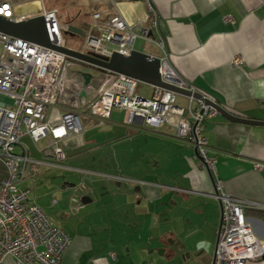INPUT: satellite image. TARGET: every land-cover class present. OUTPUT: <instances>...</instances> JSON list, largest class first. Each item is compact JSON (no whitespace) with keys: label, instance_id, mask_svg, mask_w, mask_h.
Masks as SVG:
<instances>
[{"label":"crops","instance_id":"0c3cea01","mask_svg":"<svg viewBox=\"0 0 264 264\" xmlns=\"http://www.w3.org/2000/svg\"><path fill=\"white\" fill-rule=\"evenodd\" d=\"M0 1L10 3L15 21L39 15L51 16L60 27L71 22L90 23L95 15L102 22L120 17L130 26L143 21L152 37L148 41L136 39L131 51L159 60L167 58L177 75L198 93L234 115L264 121V0ZM138 41L140 48L135 47ZM235 57L243 64L231 66ZM92 79L99 78L88 76V82ZM137 83V95L151 98L153 87ZM178 97L184 99L185 107H177L185 110L183 117L191 122L189 98L178 95L176 102ZM197 105L194 100L193 106ZM65 108L60 103L49 107L47 121L55 124ZM111 113L101 122L87 110L78 112L83 130L70 138L73 154L62 160L67 161L65 165L43 155L49 138L36 142H44L38 149L39 161L32 160L36 169L40 168L33 172L29 167V178L41 169L44 173L54 169L68 172V160L82 152L78 150L93 152L96 143L112 139L119 173L103 176L118 186L137 185L135 192L126 196L128 210H118L106 223L90 222L91 226L80 217L68 228V204L62 194L60 201L53 198L51 202L30 197L43 212L45 207L53 225L70 238L62 264H212L221 219L215 195L217 181L223 193L246 203L244 216L254 234L264 238V126L232 123L208 108L201 123L207 157L215 161L214 169L208 170L195 147L177 137L176 115L169 114L159 127L151 128L141 122L125 126L123 119L107 122ZM105 122L109 129L98 131ZM17 146L28 154L20 141ZM25 177L24 172L20 182H25ZM29 181L19 188L30 191ZM63 184L71 186L66 180ZM82 202L89 200L83 198ZM2 264L15 262L7 256ZM246 264H264V258Z\"/></svg>","mask_w":264,"mask_h":264},{"label":"built area","instance_id":"2783aa9c","mask_svg":"<svg viewBox=\"0 0 264 264\" xmlns=\"http://www.w3.org/2000/svg\"><path fill=\"white\" fill-rule=\"evenodd\" d=\"M42 16L50 44L65 47L61 43L60 27L51 16ZM0 17L15 21L9 2L0 1ZM228 20L233 23L232 18ZM67 27L84 39L82 53L106 58L114 52L128 55L136 39H151L143 21L130 26L120 17L102 22L100 16L95 15L90 23L75 25L71 22ZM230 64L238 67L243 61L235 57ZM71 69H89L99 79L85 83L84 76L78 72L68 79ZM159 75L163 83L198 92L177 75L167 58L160 59ZM153 89L151 98L141 97L136 93V81L129 77L0 32V95L8 100H0V164L6 173L0 180V264L7 256L12 257L15 264H62L61 257L70 238L29 198V190L18 187L27 164L34 172L37 163L28 158L26 150L15 153V148L25 136L35 143L49 138L42 149L45 157L62 161L71 156L73 151L68 142L83 130L78 115L80 110H87L92 118L101 122L108 119L113 110L119 111L125 126L141 122L151 128L159 127L169 114L176 115L179 118L177 137L193 145L204 165L209 170L214 169L215 161L207 157V142L201 125L209 107H203L200 101L194 107V99L188 97L190 122L183 117L185 110L175 105L177 94L163 88ZM57 103L66 108L52 124L47 121V110ZM201 108H204L202 114ZM215 192L221 219L212 264L261 261L264 238L254 234L244 216L246 203L223 193L220 181L215 182Z\"/></svg>","mask_w":264,"mask_h":264},{"label":"rangeland","instance_id":"374dc122","mask_svg":"<svg viewBox=\"0 0 264 264\" xmlns=\"http://www.w3.org/2000/svg\"><path fill=\"white\" fill-rule=\"evenodd\" d=\"M16 1L20 2V0ZM66 31V25L60 27L61 43L66 47H70L73 50L81 52L84 39L75 33V35H69L66 33ZM140 43L141 42L139 41L136 42L135 47L140 48ZM142 50L146 49L143 47ZM71 72L72 73H69L68 75V79H71L73 77V73L76 74L77 72L82 75L95 76V74L89 69L78 71L71 69ZM96 78L99 77L97 76ZM137 84L141 87H147L146 84ZM0 100L8 101L7 98L2 95H0ZM175 105L179 107H185L184 99H180V97H178V101L175 103ZM122 119L123 115L113 110L111 113V119L107 120V122L120 123ZM107 122H105V124ZM107 126V124L102 125L101 127L98 126V131L108 130L109 128ZM125 143L126 142L122 144ZM20 144L25 146L28 150L29 159L39 161L38 159L40 158V153L38 152V149L43 146L44 142L36 144L29 137H24L20 140ZM96 145L98 146L93 150V152L86 153L84 152L86 151L84 149L78 150L82 152L77 153V155H74L68 160V172L61 169H54L44 173V171L41 169L36 174L37 169L40 168L37 167L36 172H32L30 174V176L33 177L29 178L28 175L30 164H27L25 170V178L27 179H25V182L29 181L28 179H30L29 182H31V184H29L31 187L29 191V198L32 196V198H35L36 200H46L50 202L54 198L56 201H60V195L62 194L65 203L68 204V228L71 227V223L77 221L76 218L80 219V217L85 218V221L88 225H90L89 223L93 221H98L99 224L109 222L108 218H111L113 213L117 212L118 210L121 211L129 209V201L126 196L127 194L132 195L133 192H135V188L137 187V185H135L134 187L130 188L126 183H121V185L118 186L117 183L111 178L103 176L102 173H119L116 171V166L114 165L112 139L111 141L102 142L101 144L96 143ZM21 151V147L17 146L15 148V153H21ZM66 162L67 161H60V165H65ZM81 169L91 170V172L88 173L87 171H81ZM138 171L140 176H144L141 173L140 168H138ZM65 180L68 181L71 186H64L63 182ZM25 182H20L18 187L24 186ZM52 186H55V188L51 189ZM56 192L59 193L56 194ZM177 195L180 194L177 193ZM83 198L89 200V202L83 203ZM42 209L44 212H47L45 207H42ZM130 210H132L131 207ZM50 213L51 212L48 214ZM73 213H75L76 216ZM146 254L147 253H144V255Z\"/></svg>","mask_w":264,"mask_h":264},{"label":"water","instance_id":"95a60500","mask_svg":"<svg viewBox=\"0 0 264 264\" xmlns=\"http://www.w3.org/2000/svg\"><path fill=\"white\" fill-rule=\"evenodd\" d=\"M0 32L14 38H19L50 49H54L64 54L67 58L99 68L104 71L129 77L138 83H143L152 87L163 88L172 91L177 95L192 97L194 100L200 101L203 104V107H209L213 109L229 122L252 126H264V121H257L234 115L233 113L226 111L222 106L215 103L212 99L210 100L209 98H204L201 93L190 92L163 83L159 75L160 60L158 58L135 51L129 52L128 55L114 52L106 58L94 54H84L82 52L62 46H54L50 44L48 40L44 17L42 15L25 18L19 21H7L6 19L0 17ZM66 33L69 35H74V30L72 28H67ZM148 36L152 37L151 31L148 32ZM83 76L85 83H87L88 76ZM203 111L204 108H201L200 113L202 114ZM196 154L204 162L203 158H201L197 152Z\"/></svg>","mask_w":264,"mask_h":264},{"label":"trees","instance_id":"16d2710c","mask_svg":"<svg viewBox=\"0 0 264 264\" xmlns=\"http://www.w3.org/2000/svg\"><path fill=\"white\" fill-rule=\"evenodd\" d=\"M6 175L4 167L0 164V180Z\"/></svg>","mask_w":264,"mask_h":264}]
</instances>
